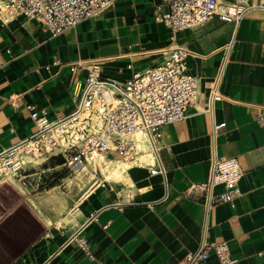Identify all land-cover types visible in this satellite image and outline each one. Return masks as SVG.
Listing matches in <instances>:
<instances>
[{
	"label": "crops",
	"instance_id": "1",
	"mask_svg": "<svg viewBox=\"0 0 264 264\" xmlns=\"http://www.w3.org/2000/svg\"><path fill=\"white\" fill-rule=\"evenodd\" d=\"M159 5L166 10L163 0H114L57 36L38 18L0 22V151L37 129L28 104L52 121L69 114L94 63L124 81L185 47L187 70L200 81L186 117L161 128L167 184L149 164L129 168L133 184L90 177L73 209L42 221L45 232L6 264H183L204 238L226 241L233 264H264V8L250 7L237 22L215 16L172 39L155 18ZM214 78L222 97L211 102ZM217 155L238 159L240 194L234 204L207 207L204 195L189 188L207 180ZM57 156L39 158L42 167L30 171L52 173ZM14 183L7 184L17 191ZM54 198L59 210L70 206L71 200ZM205 264L222 263L211 250Z\"/></svg>",
	"mask_w": 264,
	"mask_h": 264
},
{
	"label": "built area",
	"instance_id": "2",
	"mask_svg": "<svg viewBox=\"0 0 264 264\" xmlns=\"http://www.w3.org/2000/svg\"><path fill=\"white\" fill-rule=\"evenodd\" d=\"M113 1L0 0V22L6 23L19 15L38 18L52 36H57L81 21L100 14ZM163 2L166 10L157 6L155 18L170 28L172 39L178 31L203 25L215 16L224 21L237 22L250 7L264 8V0H232L224 3L223 11H218L222 4L220 0ZM188 54L187 48L176 46L158 65L136 71L124 81L103 75L99 64H92L88 67V75L75 108L57 120H49L28 104L27 109L37 129L28 137L0 151V185L8 183L12 177L28 186L27 177L31 175L29 167L32 161H25V154L45 159L60 155L63 158L62 164L71 171L81 172L90 166L94 175L98 174L100 168L91 162L101 154L116 153L125 160H137L141 152L135 137L138 132H141L156 154L157 164L150 165L151 173L162 175L167 184L166 168L158 147L162 137L161 128L184 119L200 95L199 78L187 70ZM75 65L83 68L81 64H73V70ZM73 95L76 96L75 89ZM209 97L211 102L222 97L217 78L211 82ZM80 111L95 114L100 124L99 130L83 137L77 135L64 145L61 142L62 133L55 126ZM223 125L225 122L215 127ZM241 176L242 169L236 157L217 155L212 158L207 180L193 184L189 189L201 192L207 207L221 202L234 204L240 194L238 182ZM218 186L223 189L215 193ZM211 250L222 264L235 262L226 241L211 242L204 238L197 250L186 255L183 264H205Z\"/></svg>",
	"mask_w": 264,
	"mask_h": 264
},
{
	"label": "rangeland",
	"instance_id": "3",
	"mask_svg": "<svg viewBox=\"0 0 264 264\" xmlns=\"http://www.w3.org/2000/svg\"><path fill=\"white\" fill-rule=\"evenodd\" d=\"M57 157L54 163L59 166H56L52 173L35 174L30 171L31 175L27 177L28 189L23 190L19 187L18 178L8 182L14 183L16 180L13 186L17 191H14L7 183L0 185V264H6L9 258L23 251L28 241L35 240L45 232L42 221L51 218L55 222L68 214L76 204L79 188L90 179V173L93 172L90 166H87L84 171L73 172L62 165L63 159L60 155ZM39 158L43 160V157ZM24 160H31L32 166L42 167L35 163L39 160L37 158L26 159L24 156ZM38 171H40L39 168ZM101 174L98 171L95 175L96 179L102 176ZM92 183L93 180L90 184ZM55 194L64 199L67 198L68 201L71 200L70 206H67L64 211L59 210L54 204Z\"/></svg>",
	"mask_w": 264,
	"mask_h": 264
},
{
	"label": "bare ground",
	"instance_id": "4",
	"mask_svg": "<svg viewBox=\"0 0 264 264\" xmlns=\"http://www.w3.org/2000/svg\"><path fill=\"white\" fill-rule=\"evenodd\" d=\"M224 9V3L219 5L218 11H223ZM99 126L100 124L97 121V117L95 114L88 113L86 111H80L74 116L67 117L55 127L62 133L61 142L64 145H67L68 142L77 135L83 137L88 133L97 132L99 130ZM135 137L138 148L141 150V152L137 156L138 160L129 161L123 158H109L107 155L101 154L95 161L91 162L93 166L97 165L100 167L103 176L102 178L104 180H124L131 184L132 181L130 180V177L128 175L129 168L136 164L140 166H145L146 164H157L156 154L152 152L149 143H147L143 138L141 132L136 133ZM24 156L26 157V159H34L31 158L28 154H25ZM37 159H39V157ZM10 176L11 175H9L8 177ZM90 177L96 178L93 172L90 173ZM9 179L11 180L13 178L10 177Z\"/></svg>",
	"mask_w": 264,
	"mask_h": 264
},
{
	"label": "trees",
	"instance_id": "5",
	"mask_svg": "<svg viewBox=\"0 0 264 264\" xmlns=\"http://www.w3.org/2000/svg\"><path fill=\"white\" fill-rule=\"evenodd\" d=\"M63 159V158H62ZM61 163V162H60ZM62 163H63V161H62Z\"/></svg>",
	"mask_w": 264,
	"mask_h": 264
}]
</instances>
